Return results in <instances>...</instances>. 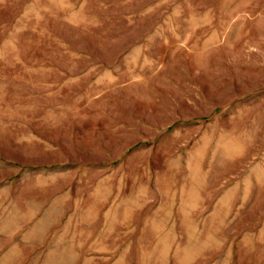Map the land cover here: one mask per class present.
<instances>
[{
	"label": "rangeland",
	"instance_id": "obj_1",
	"mask_svg": "<svg viewBox=\"0 0 264 264\" xmlns=\"http://www.w3.org/2000/svg\"><path fill=\"white\" fill-rule=\"evenodd\" d=\"M0 264H264V0H0Z\"/></svg>",
	"mask_w": 264,
	"mask_h": 264
}]
</instances>
